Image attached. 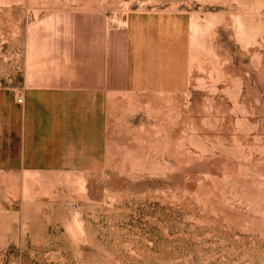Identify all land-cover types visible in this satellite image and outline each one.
Returning <instances> with one entry per match:
<instances>
[{"label":"rangeland","instance_id":"374dc122","mask_svg":"<svg viewBox=\"0 0 264 264\" xmlns=\"http://www.w3.org/2000/svg\"><path fill=\"white\" fill-rule=\"evenodd\" d=\"M132 16L181 22L182 91L123 88ZM0 115L42 156L0 169V264H264V0H0Z\"/></svg>","mask_w":264,"mask_h":264},{"label":"crops","instance_id":"0c3cea01","mask_svg":"<svg viewBox=\"0 0 264 264\" xmlns=\"http://www.w3.org/2000/svg\"><path fill=\"white\" fill-rule=\"evenodd\" d=\"M125 23L123 88L131 93L182 91L188 85L189 66L187 58L180 56L189 55V49L184 47L186 51L181 50L171 44L167 52L171 41L182 30L181 22L170 18L163 23L161 21L154 23L147 17L132 16ZM152 34L159 36L155 50L151 49L153 40L150 35ZM0 116H2L0 118V169L14 171L23 170L30 164L34 167L41 166L42 156L37 158L36 152L32 157H27L24 140L25 122L23 124L21 117L17 122V137L13 142V135L7 129L8 127L10 129V125L13 126L10 115ZM5 128L9 132L7 138L2 140ZM32 161L37 163L32 164Z\"/></svg>","mask_w":264,"mask_h":264},{"label":"bare ground","instance_id":"6f19581e","mask_svg":"<svg viewBox=\"0 0 264 264\" xmlns=\"http://www.w3.org/2000/svg\"><path fill=\"white\" fill-rule=\"evenodd\" d=\"M125 21V20H124ZM124 24V25H123ZM123 24H122V27L121 28H124L125 27V22H123ZM252 29H254V28H252ZM193 31V30H192ZM239 32V31H238ZM120 34V33H119ZM197 34V33H196ZM197 36V35H196ZM119 37V36H118ZM117 37V38H118ZM117 38H115L114 40H115V42H114V49H115V51H114V53H115V55L116 56H118V58L120 57L121 59H123L124 58V50H125V46H124V44L122 43V41L120 42L119 40H117ZM122 39V38H121ZM110 47V46H109ZM124 60V59H123Z\"/></svg>","mask_w":264,"mask_h":264},{"label":"built area","instance_id":"2783aa9c","mask_svg":"<svg viewBox=\"0 0 264 264\" xmlns=\"http://www.w3.org/2000/svg\"><path fill=\"white\" fill-rule=\"evenodd\" d=\"M21 101H22V98H18V102L21 103Z\"/></svg>","mask_w":264,"mask_h":264}]
</instances>
